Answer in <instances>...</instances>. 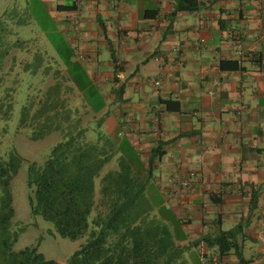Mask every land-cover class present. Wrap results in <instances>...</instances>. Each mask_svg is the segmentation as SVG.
<instances>
[{"label":"crops","instance_id":"0c3cea01","mask_svg":"<svg viewBox=\"0 0 264 264\" xmlns=\"http://www.w3.org/2000/svg\"><path fill=\"white\" fill-rule=\"evenodd\" d=\"M198 1L195 10H178L177 0L10 4L16 20L39 17L45 39L81 55L104 100L89 110L91 129L103 116L114 166L120 146L141 175L151 166L154 191L184 220L187 260L205 253L216 264H264V0ZM237 223L236 250L199 242Z\"/></svg>","mask_w":264,"mask_h":264},{"label":"trees","instance_id":"16d2710c","mask_svg":"<svg viewBox=\"0 0 264 264\" xmlns=\"http://www.w3.org/2000/svg\"><path fill=\"white\" fill-rule=\"evenodd\" d=\"M177 2L178 10H195L199 4L198 0ZM36 18L41 27L39 17ZM48 40L60 58L58 68L54 56L50 57L55 64L53 74L61 77L45 89L40 85L29 87L32 94L27 93L26 102H22L15 128L27 129L33 140L52 131H57L60 136L42 163L28 164L25 184L32 216L50 222L61 237L71 240L85 237L69 256L67 264H216L215 260H206L205 253H199L197 263L187 260L185 252L190 247L179 243L185 238L184 220L178 218L154 191L150 165L145 169L147 174L141 175L144 168L137 164L134 155L123 152L120 146L115 167L106 168L113 156L110 152L113 142L100 129L103 116L96 117V129L92 130L95 139L86 138L88 124L81 125L78 106H72L69 100L71 86L64 83H75L82 94L81 107L85 110H101L104 106L102 95L90 84L76 59L78 55L65 40L56 37H48ZM6 55V50L0 52V81L5 74L1 63ZM35 59L37 62L45 60ZM31 65V73L38 72L41 66L38 63ZM28 66L26 63L23 67L28 69ZM50 66H44L42 73L46 74ZM9 89L11 92L12 87ZM9 89L0 99V144L8 127L15 124L12 120L15 102L8 96ZM24 163L13 145L0 153V262L62 264L46 258L38 251V244L13 249L21 227L12 225L15 213L12 183ZM241 229L237 223L228 230L207 235L199 242L216 246L220 254L236 250V236ZM197 248L201 249V245Z\"/></svg>","mask_w":264,"mask_h":264},{"label":"rangeland","instance_id":"374dc122","mask_svg":"<svg viewBox=\"0 0 264 264\" xmlns=\"http://www.w3.org/2000/svg\"><path fill=\"white\" fill-rule=\"evenodd\" d=\"M11 1L0 0V52L7 51V55L1 63L2 70L5 74H3L4 77L0 81V99L1 96L6 94V89L12 87L11 92L9 89L8 96L12 102H15L12 115L13 124H15L13 126L10 125L7 134L3 135L0 144V153H3L8 147L13 145L15 150L24 158L25 162L14 177L12 183L13 207L15 211L12 218V225H19L21 227L13 249L18 250L25 246L38 244V251L46 258L67 264L69 256L85 240V237L76 240L61 237L54 231L50 222L43 220L40 216H32L29 212L27 202L28 192L25 184L28 164L30 162H35L36 164L42 163L48 150L59 140L60 136L57 131H52L40 139L33 140L29 137V131L27 129L17 130L15 128L17 126L16 121L20 115L21 104L22 102H26L25 99L28 98L27 93L29 95L32 94V91H30L31 88L29 87L40 85L42 89H45L49 84L60 79V75L55 76L53 74L55 64L50 57L54 56L57 64L60 58L54 53L48 38L46 39L49 42L44 38V34L38 30L40 28L37 18L32 17L30 14L25 16L20 14L16 20V13L20 9L18 8L17 10L16 6H12L10 4ZM24 1L18 0V2ZM42 21L41 24H44L45 21ZM20 22H23V24ZM41 34L43 37H40ZM47 50L53 55H49V53L43 55ZM14 56L16 59H14ZM40 57L45 60L43 62L41 60L37 62L35 58ZM36 62L41 65L40 69L36 73H31V64H37ZM26 63L30 65L28 69L23 67ZM46 65H51V68L45 74L42 71ZM64 84L71 86V91L69 90L70 94H68L69 100L72 106H78L81 125L88 124V131L85 133L86 138L91 140L95 139V133L91 129L93 125L89 123L92 120V113L88 109L85 110L81 107L82 97H79V89L72 81ZM32 89L34 91V88ZM3 104H6V101ZM113 167L115 166L111 161L106 164V168ZM96 189H98V185H96Z\"/></svg>","mask_w":264,"mask_h":264},{"label":"built area","instance_id":"2783aa9c","mask_svg":"<svg viewBox=\"0 0 264 264\" xmlns=\"http://www.w3.org/2000/svg\"><path fill=\"white\" fill-rule=\"evenodd\" d=\"M76 17H77V15H76ZM123 44H124V41H123V39H121L118 43V47H117L118 53H117V55L115 57V61H114L115 65L118 67L121 66L122 61H123V51H122V45ZM155 84H159V81H156Z\"/></svg>","mask_w":264,"mask_h":264}]
</instances>
